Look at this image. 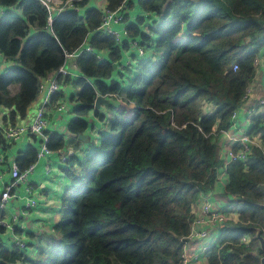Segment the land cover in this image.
Here are the masks:
<instances>
[{"label":"trees","instance_id":"trees-1","mask_svg":"<svg viewBox=\"0 0 264 264\" xmlns=\"http://www.w3.org/2000/svg\"><path fill=\"white\" fill-rule=\"evenodd\" d=\"M87 2L73 0L77 9H64L48 23L39 0H0V6L21 8V17H0V54L14 64L0 70V105L13 108L11 123L25 117L40 80L86 41L89 49L76 60L82 76L72 82L79 104L67 129L83 133L90 110L107 123L95 151L77 163L79 171L62 169L75 184L61 196L58 236L39 239V261L0 245V264H179L193 205L221 184L242 206L238 222L223 225L208 264H259L262 253L253 250L255 228L264 230V112L251 116L248 134L260 146L245 164L224 166L216 146L231 114L244 104L252 61L264 47V0H137L160 19L146 32L139 30L141 17L125 26L127 36L155 50L135 70L120 69L128 43L117 45L99 30L102 12H78ZM106 2L107 11L133 7L130 0ZM101 50L107 51L104 59L97 56ZM97 95L116 101L104 104L108 118L93 109ZM45 135L49 150L63 147L62 135ZM0 144L5 146L1 133ZM36 160L29 146L14 162L22 171ZM243 235L251 238L249 245L239 243Z\"/></svg>","mask_w":264,"mask_h":264},{"label":"crops","instance_id":"crops-1","mask_svg":"<svg viewBox=\"0 0 264 264\" xmlns=\"http://www.w3.org/2000/svg\"><path fill=\"white\" fill-rule=\"evenodd\" d=\"M66 1V0H64ZM63 0H50L53 5H58ZM133 4L132 9L120 10L127 14V21L122 22L121 25H116L115 29L121 31L125 29L128 23H135L137 17H141L143 21L139 24V30L141 32H146V25H150L153 21H158L156 14L147 13L143 11L137 3V0H130ZM198 1V0H195ZM107 2L106 0H88L87 4L78 9V12L83 15V13L91 8H95L101 12L105 11ZM3 16H18L21 17V8L13 6H0V17ZM145 25V26H144ZM31 34L35 33V29H30ZM128 49L123 52L121 56L122 60L125 58L135 56V46L140 42V38L129 37ZM154 40L156 37H152ZM87 41L84 42L79 49L70 54V56L65 60L63 66L68 71V74L64 77L59 75L56 71L48 73L45 78H55L59 84V89L51 96V103L46 107V127L43 134L45 133H59L63 137V147L59 150H50V152L42 157L37 158L33 163L34 168L27 178V186L31 188L32 196H34L38 203L33 207L29 214L22 215L19 213L21 210V204L15 199H11L5 211L3 212L4 218H10L13 215L17 216V219L13 222V233L18 236L22 241L26 243V248L23 250V256L29 260L39 261L38 250L40 242H45L46 237H57L58 233L54 230V226L60 217V200L63 191L75 184L73 179L68 178L64 172L63 168L71 165L73 169L79 171L80 167L78 162L83 161L88 157L98 146L99 132L103 131L106 127V120H98L93 110H90L85 117L87 120V128L84 130L86 138L84 140L78 139L77 135L71 134L68 129V123L75 117L74 109L78 106L79 102L76 101V94L79 88L74 87L72 82L78 77L82 76L79 71L76 60L83 50H88ZM149 55H154L155 50L149 49ZM99 59H104L107 57V51L101 50L96 52ZM259 56L264 58V49L259 50ZM121 63V60L120 62ZM14 64L11 61L5 60L0 54V70L9 68ZM130 69L135 70V66H130ZM254 76L249 84L248 91L245 97L244 104L241 110L238 111V116L236 119L237 129H228L229 134L249 132L251 127V116L264 112V105L260 103V100L264 99V76L262 75L261 68L254 69ZM69 78V82H64V78ZM16 87L11 86L10 89ZM17 89V87H16ZM17 91V90H16ZM41 97L37 95L36 99L27 108L24 118H19L15 116L13 123L9 120V113L13 108H6L0 105V129L8 125L13 124H23L27 125L32 120V117L40 105ZM115 104L116 101L113 100ZM64 104L65 109L58 112L56 108L58 105ZM98 111L104 115V118H108L110 115L107 112L105 105L101 104ZM248 111H251L252 115H248ZM41 138L33 135H23L17 141L8 142L5 141V146L0 144V191L3 188L5 182L9 179V164L14 162L16 156L24 152L29 146H33L36 151L41 143ZM231 148V143L224 134H219L217 138L216 146V157L217 160L224 164L226 160V154ZM67 156L68 162L62 163V157ZM72 156L75 161H69V157ZM222 183V179L219 181ZM23 187H18V192L22 193ZM204 200H208L211 206L217 210H224L227 205H232V210L234 212L238 207H235L238 203V199H234L232 195L226 194L224 192L222 184L214 191H208L201 194L192 207L193 216H196L199 212V207ZM242 205H240L241 207ZM238 208V210L240 209ZM237 213V212H235ZM230 224V223H229ZM222 226L217 228H212L210 234L205 239H193L188 241L185 247V253L192 254L201 244H205L211 249L216 247L221 242V230ZM199 229V228H197ZM0 241L4 248L10 249L14 246L11 233L1 231ZM253 253H258V249L255 247ZM208 256L200 257V264H208ZM15 264H27L22 261H17Z\"/></svg>","mask_w":264,"mask_h":264},{"label":"built area","instance_id":"built-area-1","mask_svg":"<svg viewBox=\"0 0 264 264\" xmlns=\"http://www.w3.org/2000/svg\"><path fill=\"white\" fill-rule=\"evenodd\" d=\"M39 1L48 12V23H51L56 17V15L64 9H77V7L73 5V0H66L64 2H60L56 6L53 5L50 0ZM123 15L124 13L120 10V8L115 11H107L105 9V11L102 12V20L99 25V30L102 33L112 35L117 45H121L123 41H129L125 29L121 31L115 29L116 25L122 24ZM135 49V57H126L125 60H121L120 69L133 66L139 61L141 57H145L149 53V49H147V47L143 45H140V42L137 46H135ZM261 49H264V47ZM69 56L70 54L66 55V60ZM252 66L254 69L261 68L262 75L264 76V58L260 57L259 53L254 57L252 61ZM232 69H236V64L232 65ZM56 72L62 77L68 74L67 69L63 65L60 66ZM58 89L59 84L57 83L55 78L41 79L39 82L38 93V96L41 97L40 105L36 109L32 120L27 125L13 124L1 128L0 133L4 142L17 141L23 135L38 136L41 138V143L39 144V147L37 149V158L48 154L50 150L46 147L47 136L43 134L47 123L45 110L46 107L49 106L51 103V96ZM260 103L264 105V99L260 100ZM64 109V104H60L56 108L58 112H61ZM248 115H252L251 111H248ZM237 116L238 111L236 110L231 114L229 120L230 125L228 129H237ZM228 129L220 132V134L226 135L229 142L231 143V148L226 154V160L223 165L226 166L232 161H238L245 164L248 160L249 155L252 152V149L255 146H260L259 140L246 132L229 134ZM61 162L67 163V156L62 157ZM8 167L9 179L7 182L4 183L3 188L0 191V230L11 233L14 246L18 247L20 250H23L27 246L26 243L13 233V222L17 219V216L13 215L10 218H4L3 212L5 211L7 204L11 199H15L20 202L22 207L19 213L22 215L29 214L30 210L37 205V199L32 196L31 188L27 186V178L29 176V173L33 171L34 165L30 164L22 171L17 167L15 162H11ZM221 176L222 175L218 177L219 180ZM18 187H23L22 193L18 192ZM233 197L236 200V197ZM236 219L237 213L232 210L231 204L227 205L224 210H217L211 206L208 200H204L199 207L198 214L196 216H193L192 218L189 232L182 240L183 247L182 252L180 254L179 264H200V257H204L205 255L209 254V247L205 244H201L192 254L188 255L185 253V247L188 241L193 239H205L209 236L212 228H217L219 226L225 225L229 221H235L234 223H236ZM250 242L251 238L248 235H243L239 240V243L244 245H249ZM0 245H2L1 241Z\"/></svg>","mask_w":264,"mask_h":264},{"label":"water","instance_id":"water-1","mask_svg":"<svg viewBox=\"0 0 264 264\" xmlns=\"http://www.w3.org/2000/svg\"><path fill=\"white\" fill-rule=\"evenodd\" d=\"M121 9H124V6L121 7ZM113 67L116 68V65L113 64ZM108 103V99L104 98L101 95H97L94 101L93 109H99L101 104ZM78 139L84 140L86 138L85 134L81 133L77 135ZM261 207L264 208V203L260 204ZM254 238L257 242V249L258 252L262 253V256L259 258V264H264V230L261 228L256 227L254 230Z\"/></svg>","mask_w":264,"mask_h":264},{"label":"rangeland","instance_id":"rangeland-1","mask_svg":"<svg viewBox=\"0 0 264 264\" xmlns=\"http://www.w3.org/2000/svg\"><path fill=\"white\" fill-rule=\"evenodd\" d=\"M135 54H136V53H135ZM134 57H135V56H134ZM16 90H17L16 87L12 88V92H13V93L16 92ZM108 103L113 104V99H110V98H109ZM240 205H242V204H239V203H238L235 207H238V208H239ZM238 208H237L236 211H235V212H237V219H236L237 221H236V223L238 222V214H239V210H238ZM234 209H235V208H234ZM234 209H233V211H234ZM234 222H235V221H229V222H227L225 225H228L229 223H230V225H231V224H235ZM256 247H257V245H256Z\"/></svg>","mask_w":264,"mask_h":264}]
</instances>
